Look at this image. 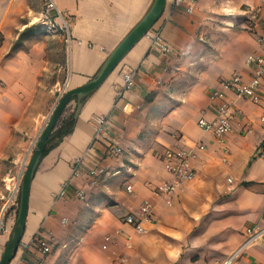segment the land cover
I'll return each instance as SVG.
<instances>
[{"label": "crops", "instance_id": "crops-1", "mask_svg": "<svg viewBox=\"0 0 264 264\" xmlns=\"http://www.w3.org/2000/svg\"><path fill=\"white\" fill-rule=\"evenodd\" d=\"M193 1V14L167 3L155 24L183 56L158 52L145 36L97 90L69 103L58 124L75 114L74 130L36 169L25 233L11 264H224L247 227L264 225V99L255 104L227 92L244 113L226 138L227 160L198 124L214 118L209 94L222 80L237 73L251 79L246 60L262 49L239 19L246 20L264 0ZM55 2L63 18L54 11L50 31L41 21L42 0H0V184L13 166L20 171L59 88L95 79L155 0ZM131 71L135 84L124 92V74ZM96 115L108 116L105 133L120 141L121 158H106L109 140H95ZM193 141L205 142L209 150L196 162L195 179L167 205L153 191L170 178L162 155ZM79 157L84 164L73 176ZM100 164L110 173L92 187L88 169ZM69 180V194L59 198ZM77 189H85L84 200L74 196ZM145 201L154 205L153 221L138 234L125 217ZM37 236L53 243L51 254L34 246ZM8 238L9 232L0 235V255ZM232 264H264V238Z\"/></svg>", "mask_w": 264, "mask_h": 264}, {"label": "built area", "instance_id": "built-area-1", "mask_svg": "<svg viewBox=\"0 0 264 264\" xmlns=\"http://www.w3.org/2000/svg\"><path fill=\"white\" fill-rule=\"evenodd\" d=\"M42 1L44 3L45 9L41 21L48 30L52 31V29L55 27L52 13L54 11L57 12L56 18H63V15L57 8L55 0ZM168 3H170L173 8L182 9L188 14H193L197 8L193 0H168ZM246 21L248 30L255 34L262 49V53L249 55L246 60L247 65L252 69V77L250 80L246 81L240 74L237 73L229 79L222 80L220 83V88L212 90L209 94L210 101L215 112L214 118L212 120L202 118L198 122L200 128L205 133L212 135L214 140L222 147L221 150L224 153L225 160H227V156L230 153V149L226 145V138L233 131L234 122L237 119H243L244 117V113L237 106L235 99L229 97L227 92L233 91L238 99H249L255 104H260L264 99V5L252 8L248 12ZM65 26H67V23H65ZM63 29L65 30L66 27H63ZM146 36H149L151 39V48L157 50L158 52L162 54L176 53L177 57L184 55V52L175 51L174 48L165 41L160 28H156L154 26ZM68 41L70 42L71 40L69 39ZM134 84L135 72L131 71L125 73L124 92L132 90ZM67 91H69V89L68 83L66 82L59 88V95L56 104L46 119L42 131L51 118L58 102ZM124 92H120L118 96L122 97ZM262 121H264V116L262 117ZM94 123L95 140L101 138H107L109 140L107 144L106 158H121L124 155L125 150L120 141L115 137H108L105 133V128L109 123L108 116L96 115L94 117ZM246 130L248 133L252 132V129L248 128L247 126ZM38 139L39 137L34 142L32 149L21 166L17 181L14 183L13 197L7 201L5 209L9 208L11 204H13L17 199L29 158L32 155ZM208 150L209 146L203 141L186 142L185 146L178 150L170 148L166 149L162 155V160L164 169L170 175V178L161 182L154 188L153 191L155 195L164 200L167 205H172L178 190L182 188L186 182L195 179L197 175L196 162H198L200 157L204 153H207ZM262 156L264 158V154ZM83 164L84 157L75 159L73 165V176L79 175ZM110 170L111 169L104 164L95 165L88 169L89 185L92 187L97 186L100 181L110 173ZM71 180L66 181L62 185V189L58 195L59 198L65 197L69 194ZM128 191L132 192V187H128ZM74 196L77 199L84 200L86 198L85 189H77L74 192ZM153 216V203L150 201H145L138 208L126 215L125 222L132 225L138 234H143L145 233L144 224L152 222ZM63 222L66 223L67 219L64 218ZM263 238L264 225L256 224L247 227L243 242L237 249L233 251L224 264L234 263L239 258H241L250 247ZM110 241L111 238L107 237L104 249L107 248V245ZM33 244L43 255H49L54 250L53 243L41 236H37L34 239Z\"/></svg>", "mask_w": 264, "mask_h": 264}, {"label": "water", "instance_id": "water-1", "mask_svg": "<svg viewBox=\"0 0 264 264\" xmlns=\"http://www.w3.org/2000/svg\"><path fill=\"white\" fill-rule=\"evenodd\" d=\"M168 0H155L153 6L145 17L134 27V29L125 37L119 46L111 53L106 60L104 66L98 73L97 77L87 84L67 91L58 102L51 118L46 127L41 132L39 139L36 142L35 148L29 158L22 184L20 194L19 211L14 225L13 231L5 245L3 255L0 259V264H11L16 258L17 253L22 244L23 235L25 233L27 217L29 213V201L31 184L34 178L36 169L44 155L48 140L56 128L62 114L69 103L77 98L83 99L93 91L97 90L108 77L116 70L127 53L155 26L162 17Z\"/></svg>", "mask_w": 264, "mask_h": 264}, {"label": "rangeland", "instance_id": "rangeland-1", "mask_svg": "<svg viewBox=\"0 0 264 264\" xmlns=\"http://www.w3.org/2000/svg\"><path fill=\"white\" fill-rule=\"evenodd\" d=\"M239 20L241 24H245V28L248 30L247 21L242 18ZM198 67H196V69ZM18 174H19L18 168L17 167L15 168V166H13L11 177L10 178L8 177V179L7 178L3 179V181H1V184H0V235L3 233L9 232V237L13 231L14 225L16 223L18 211H19L21 187H20V191H19V194L15 202L11 204V206L7 209H5V207H6L7 201L13 197V187H14V183L17 181ZM4 249H5V246L3 248V252H4ZM3 252L0 255V259L3 255Z\"/></svg>", "mask_w": 264, "mask_h": 264}, {"label": "trees", "instance_id": "trees-1", "mask_svg": "<svg viewBox=\"0 0 264 264\" xmlns=\"http://www.w3.org/2000/svg\"><path fill=\"white\" fill-rule=\"evenodd\" d=\"M76 123L75 114L70 115L67 118L61 120L59 124H57L56 128L54 129L53 133L51 134L44 155L43 157L48 154V152L55 147L64 137L71 134L74 130ZM27 251L25 252L26 255Z\"/></svg>", "mask_w": 264, "mask_h": 264}]
</instances>
